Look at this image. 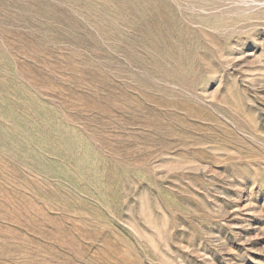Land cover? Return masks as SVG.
I'll return each mask as SVG.
<instances>
[{
	"label": "rangeland",
	"instance_id": "rangeland-1",
	"mask_svg": "<svg viewBox=\"0 0 264 264\" xmlns=\"http://www.w3.org/2000/svg\"><path fill=\"white\" fill-rule=\"evenodd\" d=\"M0 264H264V0H0Z\"/></svg>",
	"mask_w": 264,
	"mask_h": 264
}]
</instances>
